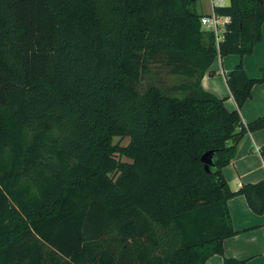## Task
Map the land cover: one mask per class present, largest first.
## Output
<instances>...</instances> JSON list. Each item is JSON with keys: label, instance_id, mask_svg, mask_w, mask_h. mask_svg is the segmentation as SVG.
I'll return each mask as SVG.
<instances>
[{"label": "trees", "instance_id": "16d2710c", "mask_svg": "<svg viewBox=\"0 0 264 264\" xmlns=\"http://www.w3.org/2000/svg\"><path fill=\"white\" fill-rule=\"evenodd\" d=\"M193 2L0 0V264H248L223 251L227 200L263 212L264 179L231 190L221 168L264 127L239 112L264 72L226 75L234 109L201 77L217 54L252 52L264 0L215 5L218 42ZM158 53L187 78L178 94L136 86Z\"/></svg>", "mask_w": 264, "mask_h": 264}, {"label": "crops", "instance_id": "0c3cea01", "mask_svg": "<svg viewBox=\"0 0 264 264\" xmlns=\"http://www.w3.org/2000/svg\"><path fill=\"white\" fill-rule=\"evenodd\" d=\"M229 0H202L198 13L207 14L215 5H227ZM195 0L193 2V6ZM225 23L228 16L220 15ZM242 62L249 77H259L264 72V20L261 24V38L254 42L252 52L217 54L201 77V86L224 99L228 109L236 108L235 100L226 82V75ZM242 122L247 124L258 116L264 115V82H256L251 94L239 108ZM264 146V127L247 130L237 141L231 160L221 168L231 190H237L242 184L264 179V155L260 147ZM227 207L235 233L223 241L226 256L239 259L247 258L248 264H264V211L256 212L249 205L244 194H234L227 200ZM203 264H223V256L211 254Z\"/></svg>", "mask_w": 264, "mask_h": 264}, {"label": "rangeland", "instance_id": "374dc122", "mask_svg": "<svg viewBox=\"0 0 264 264\" xmlns=\"http://www.w3.org/2000/svg\"><path fill=\"white\" fill-rule=\"evenodd\" d=\"M202 0H195L194 8L200 10V2ZM139 72L136 74V86L140 90H145L149 85L155 84L163 88L166 92L178 94L176 89H172V86L178 85L187 78L183 74L174 73L170 70V65L167 63L165 55L158 53L153 58L140 61ZM129 141V136L113 137V142L125 145ZM122 160H129L125 155L121 156Z\"/></svg>", "mask_w": 264, "mask_h": 264}, {"label": "built area", "instance_id": "2783aa9c", "mask_svg": "<svg viewBox=\"0 0 264 264\" xmlns=\"http://www.w3.org/2000/svg\"><path fill=\"white\" fill-rule=\"evenodd\" d=\"M200 21L205 30L212 31L215 35L216 42L223 38V32L225 30L224 22L221 20V16L215 13L213 10L210 13L202 14Z\"/></svg>", "mask_w": 264, "mask_h": 264}, {"label": "water", "instance_id": "95a60500", "mask_svg": "<svg viewBox=\"0 0 264 264\" xmlns=\"http://www.w3.org/2000/svg\"><path fill=\"white\" fill-rule=\"evenodd\" d=\"M211 155H212V150H209L203 153V155L201 156V159L204 162V166L206 170L210 169Z\"/></svg>", "mask_w": 264, "mask_h": 264}]
</instances>
